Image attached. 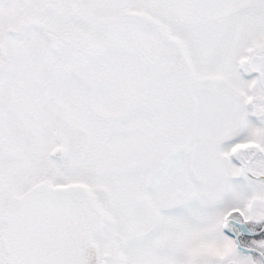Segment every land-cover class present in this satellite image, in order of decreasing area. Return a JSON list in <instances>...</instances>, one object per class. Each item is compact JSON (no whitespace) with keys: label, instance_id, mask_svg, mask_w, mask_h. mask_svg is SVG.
Wrapping results in <instances>:
<instances>
[{"label":"snow or ice","instance_id":"snow-or-ice-1","mask_svg":"<svg viewBox=\"0 0 264 264\" xmlns=\"http://www.w3.org/2000/svg\"><path fill=\"white\" fill-rule=\"evenodd\" d=\"M0 264H264V0H0Z\"/></svg>","mask_w":264,"mask_h":264}]
</instances>
